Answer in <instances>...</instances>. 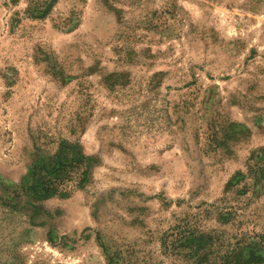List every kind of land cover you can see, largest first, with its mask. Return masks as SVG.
Returning <instances> with one entry per match:
<instances>
[{"label": "rangeland", "instance_id": "1", "mask_svg": "<svg viewBox=\"0 0 264 264\" xmlns=\"http://www.w3.org/2000/svg\"><path fill=\"white\" fill-rule=\"evenodd\" d=\"M179 227L264 259V0H0V264H172Z\"/></svg>", "mask_w": 264, "mask_h": 264}, {"label": "trees", "instance_id": "2", "mask_svg": "<svg viewBox=\"0 0 264 264\" xmlns=\"http://www.w3.org/2000/svg\"><path fill=\"white\" fill-rule=\"evenodd\" d=\"M69 148L62 149L54 166L46 172L44 177H37L44 171L43 167H37L33 170L30 177L31 186L28 191L41 199L53 198L61 192L60 188L70 183L74 178L69 177L73 165L76 169L82 165L83 157L74 161L70 158ZM258 179V177H257ZM84 180L81 181L83 183ZM172 235H169L164 241L163 248L174 257L172 264H264V259L249 256L246 258L245 250L247 241H241L233 250L221 252V238H208L203 236L197 229L192 232L187 227H179ZM221 242V243H220ZM218 249L217 251H215ZM114 262V258H110Z\"/></svg>", "mask_w": 264, "mask_h": 264}]
</instances>
